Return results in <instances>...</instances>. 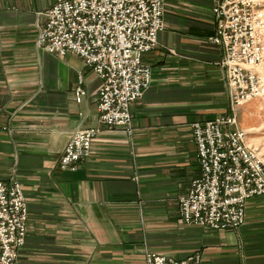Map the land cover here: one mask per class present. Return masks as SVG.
Here are the masks:
<instances>
[{
	"label": "crops",
	"instance_id": "crops-1",
	"mask_svg": "<svg viewBox=\"0 0 264 264\" xmlns=\"http://www.w3.org/2000/svg\"><path fill=\"white\" fill-rule=\"evenodd\" d=\"M58 1L0 0V180L17 179L27 205L18 264H146L147 252L264 264L263 198L247 200L236 230L178 222L176 197L198 174L189 124L229 113L222 48L207 42L210 0H167L158 43L142 54L151 83L131 105V131L101 126L72 169L58 159L72 131L99 125V79L77 56L35 47Z\"/></svg>",
	"mask_w": 264,
	"mask_h": 264
},
{
	"label": "built area",
	"instance_id": "built-area-1",
	"mask_svg": "<svg viewBox=\"0 0 264 264\" xmlns=\"http://www.w3.org/2000/svg\"><path fill=\"white\" fill-rule=\"evenodd\" d=\"M213 1L216 4L213 12L218 20V34L212 41L224 46L223 64L228 69L229 87L234 88L236 82H242L241 73L235 72L243 68L249 71V92L246 97L258 96L264 91V75L257 68L264 63V8L256 11L254 18L259 34H248V38L238 46L237 40L244 34H224L226 24L222 18L230 19L229 24L235 26L247 18L246 11L250 4L245 0H222L217 5V0ZM248 1L254 3L259 0ZM164 2L63 0L48 12L50 20L39 34L37 45L47 52H75L105 77L99 89L98 107L101 122L111 127L130 124V103L140 98L150 84V68L141 62V54L156 45L157 34L163 29ZM228 2L233 5L229 6ZM76 94L79 101L83 94L80 87ZM220 127L221 122L217 119L194 125L193 136L202 180H195L189 195L180 202V214L185 222L192 216L197 224L224 227L222 217L231 214L232 221H236V214H241L240 210L236 212L234 205L246 195V190L254 189L264 194V186L259 182L253 187L249 186L250 179L245 181V185L233 186L240 196L237 199L231 189H218L217 181L221 174L226 178L233 175L235 180L241 181L243 173L238 171L235 175L237 171L226 167V163H221L222 166L218 168L220 161L224 162L228 157L237 169L240 161L247 165L253 163V153L244 151L238 145V141L244 139V133L222 135ZM96 131L91 128L71 134L61 155V167L90 154V141ZM224 138L229 141L228 154L220 152ZM238 155L241 158H237ZM249 172L250 177L260 176L259 163H253ZM26 220L25 197L19 183L15 180L10 183L0 181V264H16L26 234ZM146 259L147 264H198L193 256L178 261L148 253Z\"/></svg>",
	"mask_w": 264,
	"mask_h": 264
},
{
	"label": "rangeland",
	"instance_id": "rangeland-1",
	"mask_svg": "<svg viewBox=\"0 0 264 264\" xmlns=\"http://www.w3.org/2000/svg\"><path fill=\"white\" fill-rule=\"evenodd\" d=\"M61 1H63V0H59L58 2H55L52 6L47 8L43 12V15H44L43 22L40 24H37V31H36V36H35V40H34V45L38 50L45 51L44 49L40 48L37 45V43H38V39H39L38 38L39 34H41V31L46 27L47 23L50 20V18L48 17V12L57 3L61 2ZM221 1L222 0H217V5L220 4ZM245 1L250 5L247 7V11H246L247 18H245L243 21H239L237 23V25L231 26L229 24L230 19L222 18V22L226 24V27L224 29V34H244V35H240V37L238 38V40H237L238 46L248 38V34H259V32L256 30L254 18H255L256 11L264 8V0L255 1L254 3H251V1H248V0H245ZM210 3H211V5H210V19L212 21V32L207 37V42L212 44V45H216V46L218 45L222 48V56L220 58L219 65L222 68L223 73H224L225 88H226V94H227L228 103H229V113L217 116L213 119L205 120L203 122L193 121L189 124V128L191 130V139H192L193 144H194L195 155H196V160H197V164H198V174L196 177H194L190 180L186 191L182 194H179L176 197L177 208H178V215L177 216H178V222L181 224L197 226L200 228L211 229V230H236V229L240 228L244 223L245 205H246L247 200H249L250 198H253V197H260V198L264 199V194H262L261 192H257L254 189L246 190L245 191L246 195L243 196L242 198H240L239 193L237 191H234L235 187H233L234 185H238V186H240V184L245 185V183H246L245 181L247 179H250L249 186H251V187L255 186L258 182L262 186H264V91H263V93H261L258 96L250 95V96L246 97V94L249 92V82L247 79L249 71L246 69H243V68H241L240 70L237 69L235 72V73H238V72L241 73L242 82L241 83L236 82L234 84V88L229 87L228 69L223 64V60L225 57L224 46L221 43H216V42L212 41V38L216 37V35L218 34V32H217V21L218 20H216V17H215L214 12H213V8L215 7L216 4L213 0H210ZM237 4H240V3H237ZM228 5L229 6L233 5V3L228 2ZM166 9H167V0H165L164 5H163V15H162L163 29L165 27L164 16L166 13ZM162 30H160L159 32H161ZM159 32H158V34H159ZM158 34H157V38H158ZM157 43H158V40L156 42V45H157ZM153 48H151V49H153ZM151 49H149V50H151ZM149 50H147V51H149ZM147 51H145V52H147ZM45 52H47V51H45ZM48 53L54 54L59 58H63L66 54H72V55L77 56L78 58H80L83 61L84 65L89 67L91 69V71L93 72V74L96 77H98V79H99V85L97 87L96 94H95L96 107L98 110V124L99 125L89 127V128H84V129H77L78 131L88 130L91 128H94L97 130L96 135L90 141V154H91V150H92L93 140L100 133V131H101L100 127L101 126H105L106 128H112V129L113 128H122L127 133H129L131 131L130 124L128 126H124V127H111V126L101 122V120H100L101 111L98 107L99 106V89H100L101 84L104 82L105 77L102 76L101 74L97 73L95 71V67L93 65L88 64L83 57H81L80 55H78L72 51H67L64 54H59V53H55V52H48ZM142 54H141V62L143 64H145L142 61ZM145 65H147V64H145ZM147 66L150 68L149 65H147ZM257 68L263 72L262 73L259 71V73L261 75H264V63L259 64ZM259 73H258V76H260ZM253 74L257 75V73L255 71H253ZM150 83H151V68H150ZM256 85H257V80H256ZM78 87H80V89L83 91L82 96L79 97V101L77 100V94H76ZM144 92H143V94H144ZM86 93H87L86 89L83 87L82 78H80L78 85L74 89V96H75L76 101L81 102V100L86 95ZM138 99H136V100H138ZM136 100H134L130 103L129 111H130L132 103H134ZM130 117H131V111H130ZM216 119H217V121L221 122L220 131H221L222 135H230V134H234L236 132H243L244 133V139H242L241 141H238V145L244 151L253 153V163H259L260 176L250 177L251 173L249 171H250L253 163H250V165H247L246 163L240 161L238 169L234 166L233 162L228 157L224 162L220 161V163H218V168L222 166L221 163H226V165H225L226 167L232 169L235 172L237 171L235 175L238 174V171H243V173L241 174V181L235 180L233 175H231V177H229V178H226L224 174H221V177H219L220 179L217 181V183L219 185L218 189H219V187L221 189H224V190L231 189V191L234 193L235 199L240 198V200L235 203L234 209L236 210V212L238 210H240L241 214H236V221H232L233 216L231 214H228V215L226 214L227 216L222 217V222H224V223H222V225H224V227L213 228L209 225L195 223L194 218L192 216L186 222L183 221L184 219L182 217V214H180V202L183 201V198H186L189 195V191L192 187V183L195 180H202V171L200 170V163H199V159L197 157V155H198L197 154V148H196V144H195L194 136H193L194 125L195 124L203 125L206 122L214 121ZM130 123H131V120H130ZM77 130L72 131L68 135V139H67V141H66V143H65V145H64V147L60 153V156L58 159V166L62 169H72L76 166L78 161H80L81 159L88 158L90 156V154H89L88 156L82 157L79 160H77L76 162L71 163L70 165H68L66 167H61L60 159H61V155H63L64 148H65L67 142L69 141L71 134H73ZM228 142H229L228 139L224 138V140L221 143L220 152L228 154V152H229V143ZM237 158H241V157L238 155ZM13 180L18 182V180L15 178H10L9 180H6V181H4V180H0V181L10 183ZM19 185L21 188L20 183H19ZM21 191H22V188H21ZM253 191H255V192H253ZM250 192H252L254 194H252ZM25 203H26V198H25ZM26 208H27V205H26ZM226 222H230L232 225L230 226V223H226ZM25 228H26V233H27V220H26V227ZM25 237H26V234H25ZM24 242H25V238L23 240V245H24ZM22 248H23V246L20 247V250H19L20 252H21ZM20 252L18 253L16 264H18V262H19V258H20V254H21ZM148 253L164 255V256H167L173 260H178V261L185 259V258H188L189 256H193V257L197 258V263L200 264L199 254L197 252L191 253V254L185 256L184 258H179V259H175L174 257H172L170 255H166L163 253H156V252H147L145 258H147ZM146 260L147 259H145V262L147 264Z\"/></svg>",
	"mask_w": 264,
	"mask_h": 264
}]
</instances>
